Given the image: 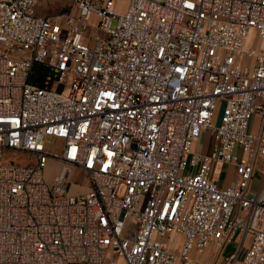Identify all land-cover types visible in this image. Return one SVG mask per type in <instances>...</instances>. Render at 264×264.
Masks as SVG:
<instances>
[{"label":"built area","instance_id":"1","mask_svg":"<svg viewBox=\"0 0 264 264\" xmlns=\"http://www.w3.org/2000/svg\"><path fill=\"white\" fill-rule=\"evenodd\" d=\"M39 1L0 0V264H264V0Z\"/></svg>","mask_w":264,"mask_h":264},{"label":"rangeland","instance_id":"2","mask_svg":"<svg viewBox=\"0 0 264 264\" xmlns=\"http://www.w3.org/2000/svg\"><path fill=\"white\" fill-rule=\"evenodd\" d=\"M125 4L126 0H120L118 7L121 9L125 6ZM72 10V0H40L37 7L38 13L51 15L56 18H61L63 14ZM252 39L254 44L258 43V41H261V39L256 36ZM47 142L48 148H50L51 150H58L60 148V143L57 142L53 137H48ZM4 161H15L17 163L28 165L36 162V155L27 151L6 150ZM61 165V161L57 159L48 160L47 166L45 168V180L50 186H52L55 176L60 172ZM258 170L259 172L257 178L259 180H264V159L259 160ZM212 176L215 177V179L222 181L226 178H236L238 177V174L236 172V166L234 164L231 165L229 162L220 160L213 163ZM74 181L80 184H84L87 180L83 173L77 171L74 177ZM236 248L237 243L234 242L224 249L222 255L225 257L231 251L236 250ZM245 253L246 250L244 249V252H242V257L245 255ZM197 256H200V254H197ZM201 257L204 260L215 261V259L217 258L216 250L214 249L213 252V249L209 248L206 253L201 254Z\"/></svg>","mask_w":264,"mask_h":264},{"label":"crops","instance_id":"3","mask_svg":"<svg viewBox=\"0 0 264 264\" xmlns=\"http://www.w3.org/2000/svg\"><path fill=\"white\" fill-rule=\"evenodd\" d=\"M255 36H256L255 32H252L250 39H248V41H247V44H250L252 42V40H253L252 38L255 37ZM253 44H254V42H253ZM254 45L259 47L261 45H264V41L261 39V41H258V43L254 44ZM250 61L252 62V64H254V60L253 59H250ZM260 121H261V116L258 113L255 114L253 116V118L251 120V124H250L251 131H253V132H258L259 131L260 123H261ZM214 144H215L214 136H213L211 131L207 130V131L204 132V134L200 138V140L196 143L195 148H196V150H200V151H203V152H208V151H210L212 149ZM261 159H264V158H261ZM77 171L81 172L80 170H76L75 174H76ZM258 172H259V170H258V166H257V169H256L255 174H254V178H253V181H252V188L254 190H256L260 186V184L264 181V180H259L257 178ZM81 173H83V172H81ZM75 174H74V177H75ZM85 177H86V175H85ZM213 178L215 179V177H213ZM237 178L238 177H236V178L235 177L234 178L233 177L232 178H226V179H224L222 181L217 180V179H215V180L218 182V184L221 187H226V186L232 184L234 181H236ZM86 180L87 181L84 184L73 186L72 191L75 192V193H80V192L86 191L88 189V179H87V177H86Z\"/></svg>","mask_w":264,"mask_h":264},{"label":"trees","instance_id":"4","mask_svg":"<svg viewBox=\"0 0 264 264\" xmlns=\"http://www.w3.org/2000/svg\"><path fill=\"white\" fill-rule=\"evenodd\" d=\"M46 76V71L42 68V66L38 65L36 68V76L35 80L39 84H43L44 77Z\"/></svg>","mask_w":264,"mask_h":264}]
</instances>
